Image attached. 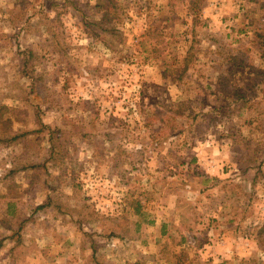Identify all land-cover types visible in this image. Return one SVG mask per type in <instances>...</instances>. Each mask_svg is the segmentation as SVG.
<instances>
[{"label":"rangeland","instance_id":"obj_1","mask_svg":"<svg viewBox=\"0 0 264 264\" xmlns=\"http://www.w3.org/2000/svg\"><path fill=\"white\" fill-rule=\"evenodd\" d=\"M258 34L264 0H0V137L67 155L0 142V264H264Z\"/></svg>","mask_w":264,"mask_h":264},{"label":"trees","instance_id":"obj_2","mask_svg":"<svg viewBox=\"0 0 264 264\" xmlns=\"http://www.w3.org/2000/svg\"><path fill=\"white\" fill-rule=\"evenodd\" d=\"M107 3H112V0H106ZM114 19L111 18V10L106 8L103 14V21H113ZM98 24V23H97ZM108 31H111L110 29ZM258 36L262 39H264V36L262 34H258ZM141 46H144V51L149 52V55L155 54L157 49H155L154 44H150L148 39H145L140 43ZM31 55V53H30ZM262 59L264 60V49L261 53ZM31 61V57L26 59L25 65L28 66V63ZM182 114L184 111H181ZM48 131L49 134V141H50V147L48 149V162L53 163L55 166L61 165L64 162V159L66 158L65 146L60 143L62 138V131L59 129H53L49 126L43 125V123H40V128L35 130H18L16 133H13L12 135H9L8 137H0V142L5 143L7 145H13L18 144L22 141L23 138L26 136L33 134V133H44V131ZM138 203V201H137ZM40 208H43L41 205ZM141 211V204L138 203L136 206V213H139Z\"/></svg>","mask_w":264,"mask_h":264}]
</instances>
